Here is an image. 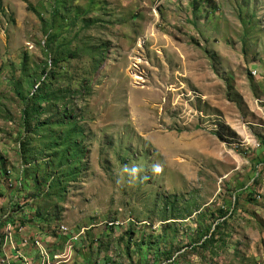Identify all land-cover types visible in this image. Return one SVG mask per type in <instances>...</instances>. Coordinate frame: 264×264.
<instances>
[{
    "label": "rangeland",
    "instance_id": "374dc122",
    "mask_svg": "<svg viewBox=\"0 0 264 264\" xmlns=\"http://www.w3.org/2000/svg\"><path fill=\"white\" fill-rule=\"evenodd\" d=\"M0 198L50 264H264V0H0Z\"/></svg>",
    "mask_w": 264,
    "mask_h": 264
},
{
    "label": "crops",
    "instance_id": "0c3cea01",
    "mask_svg": "<svg viewBox=\"0 0 264 264\" xmlns=\"http://www.w3.org/2000/svg\"><path fill=\"white\" fill-rule=\"evenodd\" d=\"M3 200L4 199L0 198V210H2ZM30 201L31 200H27L26 202L30 203ZM20 205L23 204L20 203ZM10 206L11 204H8L5 212L0 211V264H9V262H11V264H23L21 260H15V254L11 252L10 248L7 247V245H3V232L4 227L7 223H17L20 227V232L16 231L14 235V244L17 248H22L23 256L30 260L31 264H38L34 249L30 244V242L33 241L34 238L40 239L43 244L47 245L52 254H57V244L54 243L59 240L61 236H59L58 234H56L57 236H54L53 234H51L52 232L48 233V227H46L45 223H42L38 218L35 217V208H30L26 205L22 206L20 210L17 211ZM5 216H7L6 220L4 218ZM18 219H21L22 221L28 220V222H16L18 221ZM30 220L31 222H29ZM23 239L27 241V244L22 245ZM5 255L7 256V258L5 257Z\"/></svg>",
    "mask_w": 264,
    "mask_h": 264
},
{
    "label": "bare ground",
    "instance_id": "6f19581e",
    "mask_svg": "<svg viewBox=\"0 0 264 264\" xmlns=\"http://www.w3.org/2000/svg\"><path fill=\"white\" fill-rule=\"evenodd\" d=\"M138 77V76H136ZM136 79V78H135ZM142 82V81H141ZM140 82V83H141ZM11 225H5V236L4 240L5 242H8L9 245L12 244L11 240L12 239V235L11 232L13 231V228L10 227ZM14 226V225H13ZM17 228V227H16ZM15 229V228H14ZM20 230V229H19ZM14 234V232H13ZM14 242V241H13ZM23 243H26V240L23 239ZM13 247V246H12ZM33 248L34 250L37 252L38 255V259L40 261V264H50L49 263V256L48 253L46 252L45 248L43 247L42 243L40 242V240H33ZM14 249V248H13ZM19 254V253H18ZM55 256V255H54ZM19 257V256H18ZM51 257V256H50ZM20 258L23 259V264H29V260L27 261L23 256H20ZM57 258V257H56ZM52 259V258H51ZM54 259V258H53Z\"/></svg>",
    "mask_w": 264,
    "mask_h": 264
},
{
    "label": "trees",
    "instance_id": "16d2710c",
    "mask_svg": "<svg viewBox=\"0 0 264 264\" xmlns=\"http://www.w3.org/2000/svg\"><path fill=\"white\" fill-rule=\"evenodd\" d=\"M22 117H23V119H25L26 117H28V113H27L26 109H24L22 111ZM206 243H207V240L205 239V240H203L201 242L200 246L204 248L206 246Z\"/></svg>",
    "mask_w": 264,
    "mask_h": 264
},
{
    "label": "built area",
    "instance_id": "2783aa9c",
    "mask_svg": "<svg viewBox=\"0 0 264 264\" xmlns=\"http://www.w3.org/2000/svg\"><path fill=\"white\" fill-rule=\"evenodd\" d=\"M34 239H36V238H34ZM3 262H5V261H3Z\"/></svg>",
    "mask_w": 264,
    "mask_h": 264
}]
</instances>
